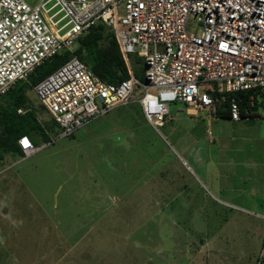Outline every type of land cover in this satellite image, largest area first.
I'll list each match as a JSON object with an SVG mask.
<instances>
[{"label": "rangeland", "instance_id": "1", "mask_svg": "<svg viewBox=\"0 0 264 264\" xmlns=\"http://www.w3.org/2000/svg\"><path fill=\"white\" fill-rule=\"evenodd\" d=\"M129 59L142 78L143 57L131 52ZM27 94L49 140L36 129V151L0 159V264H255L264 192L230 204L225 191L196 182L186 152L210 129L228 143L229 157L245 151L261 164L264 106L254 116L208 123L212 115L175 101L156 127L135 91L60 135L32 86Z\"/></svg>", "mask_w": 264, "mask_h": 264}, {"label": "built area", "instance_id": "2", "mask_svg": "<svg viewBox=\"0 0 264 264\" xmlns=\"http://www.w3.org/2000/svg\"><path fill=\"white\" fill-rule=\"evenodd\" d=\"M97 21L113 28L129 75L105 81L72 54L37 81L38 101L60 135L130 101L135 91L156 127L171 102L213 115L221 103L215 91L227 92L228 114L239 119L234 92L254 88L264 98V0H0V96L44 59L73 49ZM131 52L143 57V78L131 67ZM18 141L24 155L39 147L26 134ZM255 264H264V236Z\"/></svg>", "mask_w": 264, "mask_h": 264}, {"label": "trees", "instance_id": "3", "mask_svg": "<svg viewBox=\"0 0 264 264\" xmlns=\"http://www.w3.org/2000/svg\"><path fill=\"white\" fill-rule=\"evenodd\" d=\"M72 54H77L97 76L105 81L118 82L129 75L126 60L113 28L102 21H97L77 37L73 49H64L44 59L27 79L16 81L7 92L0 96V159L6 153L24 154L18 141L23 134L28 135L35 142L33 133L39 129L45 141L49 140V132L45 125L40 124L35 109L29 103L27 88L33 87L37 81ZM215 92L221 99L216 113L225 116L228 110L229 94ZM234 94L239 97L241 117L257 115L258 108L264 106V98L254 88L240 90ZM19 106L27 109L19 113L17 112Z\"/></svg>", "mask_w": 264, "mask_h": 264}, {"label": "crops", "instance_id": "4", "mask_svg": "<svg viewBox=\"0 0 264 264\" xmlns=\"http://www.w3.org/2000/svg\"><path fill=\"white\" fill-rule=\"evenodd\" d=\"M218 116L220 115L215 113V115L209 117L207 119L208 123ZM226 116L229 117L228 110L224 117ZM206 133L205 136H196L200 140V145L194 146L186 152V155L192 159L193 178L196 182L199 183L200 181L201 184L199 183V185L210 191L206 182L209 181L211 185L216 187L217 191H225L226 197H230L234 201L230 204L237 205L235 203L237 200L248 202L253 199L258 200L264 192V162L258 164L259 161L251 157V153L246 155L245 151L241 154L235 152L234 156L236 157L232 159L229 157L228 143L224 142L222 144L220 142L219 144L218 142L221 135H212L210 129H207ZM191 134L194 135V133ZM216 145H222L221 151H218L219 153L215 148ZM255 161L256 164H253ZM217 166L220 168L219 172ZM224 175L228 180L221 181ZM218 176L221 179L216 181L215 178ZM211 180L215 181V184ZM203 192L205 193V190ZM224 200L229 203V200Z\"/></svg>", "mask_w": 264, "mask_h": 264}]
</instances>
